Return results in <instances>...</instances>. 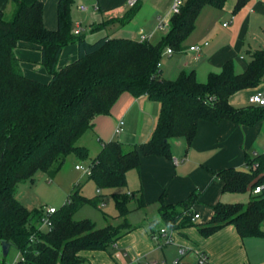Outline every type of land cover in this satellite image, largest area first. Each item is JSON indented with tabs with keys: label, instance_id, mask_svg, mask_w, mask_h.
<instances>
[{
	"label": "trees",
	"instance_id": "16d2710c",
	"mask_svg": "<svg viewBox=\"0 0 264 264\" xmlns=\"http://www.w3.org/2000/svg\"><path fill=\"white\" fill-rule=\"evenodd\" d=\"M182 1L180 12L171 17L167 33L157 44L109 36L89 42L84 35L73 34L74 0L58 1L56 30L45 26L41 0H10L13 11L9 19L0 9V243L7 242L20 251L15 264H86L84 251H107L132 231L127 205L132 192L115 196L121 223L97 228L90 220L74 219L81 207L92 203L74 189L51 216L49 231L39 230L44 212L28 209L16 198L19 185L34 182L37 172L56 176L70 153L87 158V149L78 144L80 138L93 127L96 117L110 114L122 94L146 95L158 102V121L149 140L128 150L118 140L103 142L89 173L99 192L126 186L128 173L139 171L144 157L172 160L174 139L183 138L191 147L201 122L264 125V106L238 108L230 103L233 94L257 88L264 81V47L251 53L243 72H236L229 60L205 82H200L194 71H181L175 79L163 76L159 64L165 51L183 52L203 8L223 9L226 2ZM249 1L238 0L234 12ZM139 9L140 3L129 8L119 23L130 22ZM21 43L40 49L41 64L51 75L48 82L22 72L16 56ZM69 44L77 45L78 57L57 69ZM253 163L258 164L256 169H208L221 182L223 193L249 192L247 203L218 201L210 205L211 218L197 223L192 221L196 214L193 206L201 192H193L177 205L166 204L162 195V221L172 229L197 226L203 237L228 225H233L241 238L264 237V198L250 194L255 185L264 182V153L247 157L246 164ZM144 206L141 194L139 207ZM183 258L173 264H180Z\"/></svg>",
	"mask_w": 264,
	"mask_h": 264
},
{
	"label": "crops",
	"instance_id": "0c3cea01",
	"mask_svg": "<svg viewBox=\"0 0 264 264\" xmlns=\"http://www.w3.org/2000/svg\"><path fill=\"white\" fill-rule=\"evenodd\" d=\"M41 1L44 4L45 26L50 30H56L58 26L57 4L59 0ZM174 1L140 0V9L135 16L138 18L141 16L142 18L140 27L134 32L137 36H132L134 34L132 30L127 29L125 35L111 36L106 34L99 37H126L140 40L141 35L144 34L148 37L147 40L157 44L164 35L158 36L155 42L151 41L156 36V24L160 22V19L170 21L173 16L171 9ZM237 2L238 0H226L223 9L205 6L198 17L195 30L184 43L186 49L181 53H166L169 59L177 57V60H180L177 76L181 71H194L197 79L200 82H205L210 73L220 72L223 65L229 60L234 62L236 72H243L248 62L242 53L247 51L251 55L252 52L264 47V0H250L239 11L234 12ZM10 4V0H0V9L4 11ZM81 6L86 9L82 10ZM128 9V0H74V4L71 7V15L76 20V25H81L83 23L82 20H85L86 23L91 25V31L94 32L99 29H108L112 25L124 26L119 23L118 19ZM201 32H206L209 36H213V39L211 41L208 39L203 41L201 39L191 40L192 36L195 38ZM205 43H208V45L205 46ZM194 45H200L202 49L199 52L191 51L189 48ZM16 56L20 61L21 70L26 76L42 82H48V78L51 75L45 72L44 66L41 64L42 55L39 48L21 43L16 49ZM77 57L78 47L74 44L64 50L61 56V65L68 64L76 60ZM160 66L163 76L166 78L163 64ZM261 90H264V84L257 88L239 91L230 97V103L238 108L248 106L250 95ZM159 112L160 104L149 99L146 95L134 97L129 93L122 94L112 107L110 114L96 117L93 127L90 129L99 141L100 148L98 151L100 152L103 142L115 140V128L121 120L124 121L123 127L126 128V133L122 135L123 141L126 139V134L132 133L140 136L144 130L145 133L142 140L131 146L149 140L157 124ZM260 129H264V125L261 123L254 127H244L236 126L230 121H222L217 125L201 122L193 145L188 148L184 140L186 151L184 156H182L183 162H179L174 157L172 159L173 163L172 160L170 161L163 157H144L141 167L137 171L142 185L140 193L144 201L145 197L147 198L148 183L158 184L152 199H157L156 201L159 203L161 195H164V201L168 205H177L187 199L193 192H201L198 203L193 206V210L200 214L198 219L200 223L208 221L212 215L208 205L221 201L223 196L221 182L215 180L208 169L240 168V165L244 163L246 165V155L242 153L237 145L231 144V140L234 135L241 138L242 133H245L250 137L247 139L248 147H250L254 141V134L259 132ZM181 139L183 138L172 140L171 148L172 143L173 145L176 144L178 148L183 146L184 141ZM82 142L79 140L78 144L84 146L85 143ZM119 142L124 147L123 143ZM195 154H199V158L194 161L195 164L192 170L188 171L187 174L185 172L181 174V170L189 168L188 163H193ZM148 170L153 172L154 177L149 175ZM166 184L167 186L165 187L169 191V197L167 198L165 193L161 194ZM161 229H167L168 232H172L173 241L166 243L169 245L176 244L182 249L184 248L186 250L184 257L190 253L192 257L189 258V261L192 263L197 262L199 253H204L207 256V264H251L249 254L246 251V238H241L233 225H228L209 237H203L197 226L172 229L163 222ZM144 234V238L137 242L141 246V249L138 250L139 254H136L137 259L153 250L152 244H154V240L152 241L145 231ZM150 234L152 233L150 232ZM152 236L156 239L163 238L166 240V237L161 235L160 231L157 234L153 232ZM85 253H82V255L88 259Z\"/></svg>",
	"mask_w": 264,
	"mask_h": 264
},
{
	"label": "rangeland",
	"instance_id": "374dc122",
	"mask_svg": "<svg viewBox=\"0 0 264 264\" xmlns=\"http://www.w3.org/2000/svg\"><path fill=\"white\" fill-rule=\"evenodd\" d=\"M12 11L13 5L10 4L5 10V17L7 19L11 18ZM71 19L72 33L74 34V29L80 27L81 34L86 36V38L90 42H94L98 38H101L99 36H103L106 34H110L111 36H119L120 34L125 35V31H127V29L132 30V33H134L136 29L140 27L142 18L141 16H139V18L135 17L132 21L124 26L112 25L108 29H99L95 30L94 32L91 31V25L89 23H86L85 20H82L83 23L81 25H76V20L72 18V15ZM220 25H222V23H220ZM167 31L168 26L160 28L158 22L156 24V36L153 37L151 41L155 42L158 36L165 35ZM132 36H137V34L134 33ZM193 37L194 36L191 37V40L201 39V41H203L204 39H208L211 41L213 39V36H209L206 32H201V34L195 36V38ZM73 45L74 44H69L63 49L58 60L57 69H61L65 66L66 63L64 65H61V56L66 48L72 47ZM242 55L247 60V62H249V60L251 59L250 54L247 51H244ZM177 59V57L169 59L165 51L164 56L161 59V64H163L166 78H175L177 76L180 61ZM45 72L50 75L46 69ZM50 78L51 76L48 78V81L50 80ZM262 84H264V81L260 85ZM122 132V134H115L114 137L115 140H119L123 143L125 150H128L132 147L131 145L137 144L142 140L145 130L142 131V134L140 136L132 133L126 134L125 141L122 140V135L126 133L125 127H123ZM242 134L243 135L241 138L234 135L231 140V144L234 143L235 145H237V147L241 149L242 153L246 155V159L247 157H253L255 153H264V129H260L259 132H256L254 134V141L252 145H250V147H248L247 141V139L250 137H248L245 133ZM181 140L184 141V139ZM80 141H83L82 143H85L84 147L88 151L87 158L81 159L75 153H70L66 157L64 164L62 165L56 176L49 177L42 171L37 172L34 182L28 180L27 182L19 185L16 192V198L28 209H38L42 211L50 207L59 209L65 204L69 194L74 189H79L82 195H84L88 200H92V203L88 202L83 207H81L74 215V219H87L92 221L97 228H104L109 224L118 225L121 223V219L117 217L118 210L116 207L115 196L117 194H126L128 192H132L133 194L128 197L127 204L130 211L128 214V222L132 227V231L120 238L117 241V245L110 246L107 251H84L83 253L86 252L85 255L88 257V261L86 262V264H137L138 261H140V264H145L147 262H154L155 264L175 263L176 260L181 257L180 251L184 248L182 249L176 244L169 245L163 238L156 239L152 236L153 232L157 234L160 231V228L163 226V222L159 215L160 202L158 203L156 201L157 199H152L158 188V184L148 183V192L147 198L145 197L144 207H139V199L141 197V193L139 191L142 188V185L140 176L136 170H132L128 173L126 186L112 188L105 191L102 190L101 192H98L95 183L89 179L88 172L79 170L76 168V166H91L93 160L99 152V141L93 134V132H91V130H87L80 138ZM234 149H236V147H234ZM172 151L173 157L175 159L177 158L179 162H183L184 160L182 159V156H184L186 151L185 141L183 142V146L179 148L176 146V144L173 145L172 143ZM198 155L199 154H195L193 156V163H188L189 168H187L186 170L180 168L183 169L180 171L181 174H184V172L185 174H187L188 171L192 170L195 164L194 161L198 160L199 158ZM240 168L245 169V163L240 165ZM148 173L151 177H154V174L151 170H148ZM165 186H167V184L164 185L161 194L165 193L167 198L169 197V191H167V188ZM248 200L249 192H226L223 193V196L221 198V202L223 203H247ZM208 207L210 208V205H208ZM197 223H200V221L198 220ZM144 231L152 241L154 240V244H152L153 250L150 251L149 254L142 255L141 258L137 259L138 257H136V254H139L138 250L141 249V246L137 244V242L141 238H144ZM150 232L152 234H150ZM245 243L246 251L249 254L250 263L264 264V237H248L246 238ZM0 250L2 251L1 243ZM190 255V253L187 254L180 262V264H196L197 262L192 263L191 261H189V258L192 257ZM19 256L20 251L15 247H11L5 259L2 254L0 255V264H15V262L19 259Z\"/></svg>",
	"mask_w": 264,
	"mask_h": 264
},
{
	"label": "built area",
	"instance_id": "2783aa9c",
	"mask_svg": "<svg viewBox=\"0 0 264 264\" xmlns=\"http://www.w3.org/2000/svg\"><path fill=\"white\" fill-rule=\"evenodd\" d=\"M139 2H140V0H128V7L132 8V7L136 6ZM182 4H183L182 0H175L174 1L172 9H171L172 15H175V14L180 12ZM81 9L85 10L86 8L84 6H81ZM168 25H169L168 20L160 19V22H159L160 28H163L164 26H168ZM224 25L226 26V24H224ZM74 34H76V35L81 34L80 28L74 29ZM147 39H148V37L146 35H144V34L141 35V38H140L141 41H145ZM206 45H208V43H205V46ZM189 49L191 51L199 52L202 49V46L194 45V46H191ZM166 53L172 54L173 51L171 50V48H168L166 50ZM159 65H161V64H159ZM248 103H249V105L264 106V90L257 91L255 93H253L252 95H250V97L248 99ZM123 126H124V121L123 120L119 121L118 125L115 128V133L121 134ZM255 155H257V153H255ZM257 167H258L257 163H253L252 165H247V164L245 165V168L248 170L249 169H256ZM76 168L79 170H83L84 172H88V174L90 173V169H91V167H84L82 165H77ZM250 194L253 196L264 198V182L255 185L250 190ZM43 212H44V216L41 220L39 230L49 231V230H51V228L53 226L51 216L56 212V208H54V207L46 208ZM199 218H200V215L198 213H196L194 215V217L192 218V221H197ZM160 234L164 235L166 237L167 243H171L173 241L172 240L173 234H172V232H168L167 229H161ZM185 253H186V250H184V249L180 251L181 256L185 255ZM1 254L3 255V251L0 250V255ZM20 256H21V254H20ZM20 256H19V258H20ZM197 257H198L197 264H207V256L204 253H199ZM137 264H140V261H138ZM145 264H155V263L147 262Z\"/></svg>",
	"mask_w": 264,
	"mask_h": 264
},
{
	"label": "water",
	"instance_id": "95a60500",
	"mask_svg": "<svg viewBox=\"0 0 264 264\" xmlns=\"http://www.w3.org/2000/svg\"><path fill=\"white\" fill-rule=\"evenodd\" d=\"M11 248V245L7 242L2 243V251H3V256L6 257L9 253V250Z\"/></svg>",
	"mask_w": 264,
	"mask_h": 264
}]
</instances>
